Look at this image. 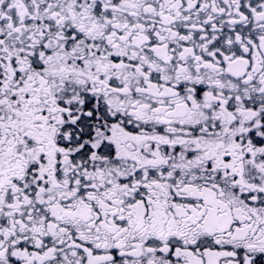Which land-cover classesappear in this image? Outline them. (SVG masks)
<instances>
[{
    "label": "snow or ice",
    "instance_id": "snow-or-ice-1",
    "mask_svg": "<svg viewBox=\"0 0 264 264\" xmlns=\"http://www.w3.org/2000/svg\"><path fill=\"white\" fill-rule=\"evenodd\" d=\"M0 264H264V0H0Z\"/></svg>",
    "mask_w": 264,
    "mask_h": 264
}]
</instances>
